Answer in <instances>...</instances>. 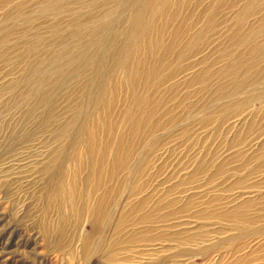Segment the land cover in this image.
Segmentation results:
<instances>
[{"label": "rangeland", "instance_id": "rangeland-1", "mask_svg": "<svg viewBox=\"0 0 264 264\" xmlns=\"http://www.w3.org/2000/svg\"><path fill=\"white\" fill-rule=\"evenodd\" d=\"M155 243L264 264V0H0V264Z\"/></svg>", "mask_w": 264, "mask_h": 264}, {"label": "bare ground", "instance_id": "bare-ground-1", "mask_svg": "<svg viewBox=\"0 0 264 264\" xmlns=\"http://www.w3.org/2000/svg\"><path fill=\"white\" fill-rule=\"evenodd\" d=\"M241 121H242L241 118H231L228 125L230 127H234L235 125L241 123ZM218 241L219 239L217 238L208 239L207 241H205L206 244L203 246V249H205L204 251L212 250V248L216 246V244H218ZM164 247L165 245H162L161 243H155L152 245L143 246L142 248L138 249L137 254L144 253V256L146 257L134 263L132 261H128L130 262L128 264H159L161 260H163L164 258H168V255H170V250L168 248L164 249ZM137 258L139 259L140 257ZM219 259L220 256L217 255L216 257H214L213 263L214 264L219 263L220 261Z\"/></svg>", "mask_w": 264, "mask_h": 264}]
</instances>
